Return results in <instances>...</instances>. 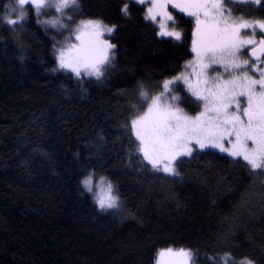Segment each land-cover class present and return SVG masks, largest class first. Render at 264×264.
I'll list each match as a JSON object with an SVG mask.
<instances>
[{"label": "trees", "instance_id": "1", "mask_svg": "<svg viewBox=\"0 0 264 264\" xmlns=\"http://www.w3.org/2000/svg\"><path fill=\"white\" fill-rule=\"evenodd\" d=\"M123 2L83 0L80 17L116 24L117 47L115 68L103 82L83 77L82 90L51 71L53 35L32 8L12 31L2 17L15 0H0V264H155L168 247L197 250L198 264H223L225 252L229 264H264V176L219 153L185 160L182 179L125 166L120 125L145 106L137 82L156 93L190 57L143 19L144 4L129 19ZM93 170L116 185L120 211L101 212L82 188Z\"/></svg>", "mask_w": 264, "mask_h": 264}, {"label": "snow or ice", "instance_id": "2", "mask_svg": "<svg viewBox=\"0 0 264 264\" xmlns=\"http://www.w3.org/2000/svg\"><path fill=\"white\" fill-rule=\"evenodd\" d=\"M144 2L145 0H139V5H143ZM46 3L47 0H15V7L6 10L2 19L10 26V30L15 31L16 27H22L26 16V6L34 8L36 15L39 16ZM60 3H63V0H60ZM170 6L171 8L181 7L178 0H151L150 6L144 10V20L157 22L159 18L158 35H179L175 32L169 33L160 19L163 15L171 14ZM57 10H60L59 5ZM119 11L125 17L131 18L130 4L121 5ZM12 13H15L14 17ZM82 23L91 25L92 30L77 35L75 51L71 56H66L63 49L57 50L53 54L56 67L51 71L56 72L57 69H61L70 72L78 78L77 83L84 90L83 77H94L97 82H103L102 78L115 68L116 52L113 50L117 45L105 38V33L113 34L117 26L116 24L108 26L99 20H88ZM195 35L194 32L193 36ZM183 78L184 74L181 73L179 76H174L172 80L177 81ZM170 83L172 81L167 79L163 81L165 92L168 91ZM261 85L264 86V81ZM137 87L140 89L139 96L145 99L147 107L143 109L141 106L143 110L135 111L120 125L125 132L129 133V143L132 145L131 148H125L123 162L126 167L132 168L135 163L139 166L137 171L145 169L154 174L162 172L166 174V178L182 179L179 166L185 160L199 159L201 156L215 158L219 153L224 154L220 157L221 159L227 160L230 165H241L249 171L251 176H264V110L253 107L254 101L251 95L248 105L242 112L237 111L228 116L223 123H217L207 116V102L202 111L188 115L179 107L164 103L163 93L151 96L149 101L144 90L145 85L137 82ZM132 108L135 109L136 106L132 105ZM102 131L101 129L97 135L103 141L105 137ZM94 175V170L86 171L80 181L84 190L89 193L93 192ZM95 187L98 191L93 199L101 212L120 211L119 192L112 180L106 175H100ZM158 255L156 264H182L188 252L183 247L177 250L168 247L161 249ZM238 264H255V260L245 256L238 261Z\"/></svg>", "mask_w": 264, "mask_h": 264}, {"label": "clouds", "instance_id": "3", "mask_svg": "<svg viewBox=\"0 0 264 264\" xmlns=\"http://www.w3.org/2000/svg\"><path fill=\"white\" fill-rule=\"evenodd\" d=\"M178 3L181 7L173 8L178 10L175 15L171 12L160 19L169 33L179 34L165 37L173 38L176 45L184 47L190 58L184 60V78L177 80L182 81L178 87L183 91L165 97L164 103L194 115L189 110L202 111L207 102V116L217 123H223L237 111L242 112L250 95L253 107L264 110V86L261 85L264 81V0H178ZM123 4H139V0H124ZM44 8L59 14L46 22L60 35V39L51 37L52 55L61 49L66 56L74 53L77 35L92 30L91 25L82 22L99 20L108 25L100 18H78L83 0H63V3L47 0ZM177 13L191 18L190 23H182ZM189 32L190 44L187 43ZM186 250L188 255L182 264H198L197 250ZM220 259L223 264H229L230 253L225 252Z\"/></svg>", "mask_w": 264, "mask_h": 264}, {"label": "rangeland", "instance_id": "4", "mask_svg": "<svg viewBox=\"0 0 264 264\" xmlns=\"http://www.w3.org/2000/svg\"><path fill=\"white\" fill-rule=\"evenodd\" d=\"M150 3H151V0H145V3H144L145 7L147 8L148 6H150ZM32 10H33L34 14L36 15L34 8H32ZM169 10H170L174 15H175L176 12H178L177 9H173V8H171V6L169 7ZM56 15H59V14H58V13H55L54 10H49V9H47V8H43V9L41 10L40 15H39V16L36 15V17H37V19H38V22H39L42 26H44V27H46L48 30H50L51 33H52V35H53V36H56L57 39H60L59 31H58L56 28H54L52 25L46 23L47 21L54 19ZM78 18H82V17L79 16ZM190 19H191V18H190ZM158 21H159V18H158L157 22H154V23H155V25L157 26V28L159 29V23H158ZM108 36H109V34L105 33V38H108ZM185 70H186V69H185L184 64H183L182 67H181V69H180L176 74H174V75L171 76V77H168V78L163 79V81L166 80V79L172 81V83L169 84L168 91L165 92L164 87H163V81H162V83H161V89H160L158 92H156V93H153V94L147 95L148 100L150 101L151 96H153V95H160L161 93H163L165 97H169V98H170V95H175V94L177 93L176 88L178 87V84L182 85V81H179V82H178V81H174V80H172V78H173L174 76H179V75H180L181 73H183ZM180 88H181V87H180ZM182 89H183V88H182ZM146 107H147V102L145 101L144 109H146ZM190 114H195V112H192V113L190 112ZM98 180H99V177H98V176L93 178V192H92V193H89V192H88V193L90 194V196H91V198H92L93 201H94L93 197H94L96 191H98V190L96 189V187H95V184H96V182H97ZM81 186H82V184H81ZM82 188H83V186H82ZM83 189H84V188H83ZM85 191H86V190H85ZM94 203H95V202H94ZM96 206H97V205H96ZM173 249H174V250H177V248H173ZM158 253H159V252H158ZM158 253H157V256H156L155 264H156L157 260L159 259V255H158ZM240 260H242V259H240ZM240 260H238V261H240ZM222 262H223V261H222Z\"/></svg>", "mask_w": 264, "mask_h": 264}]
</instances>
